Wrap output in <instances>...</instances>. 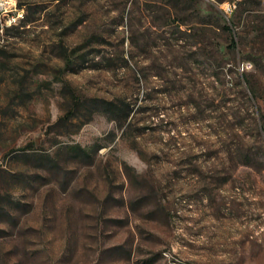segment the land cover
<instances>
[{"label":"rangeland","instance_id":"374dc122","mask_svg":"<svg viewBox=\"0 0 264 264\" xmlns=\"http://www.w3.org/2000/svg\"><path fill=\"white\" fill-rule=\"evenodd\" d=\"M6 6L0 264H264V0Z\"/></svg>","mask_w":264,"mask_h":264},{"label":"trees","instance_id":"16d2710c","mask_svg":"<svg viewBox=\"0 0 264 264\" xmlns=\"http://www.w3.org/2000/svg\"><path fill=\"white\" fill-rule=\"evenodd\" d=\"M230 22H231V26L226 24L225 27L229 31H232L233 30L234 23L232 21H230ZM237 45H238V43L235 40V38L234 37H231V43H230L229 46L232 49V51L235 50V48H236ZM104 108L106 109L107 112H109V113L117 116L120 119L121 118H124L125 119L129 115V109H128V105L127 104H124L123 106H121V105H117L113 101H105Z\"/></svg>","mask_w":264,"mask_h":264},{"label":"built area","instance_id":"2783aa9c","mask_svg":"<svg viewBox=\"0 0 264 264\" xmlns=\"http://www.w3.org/2000/svg\"><path fill=\"white\" fill-rule=\"evenodd\" d=\"M12 2V0H0V8L4 9L5 11H8L7 9V5H10ZM236 8V3L235 2H227L225 4H223L222 6V11L223 13H225L226 15L231 14ZM16 14H22V10L21 9H17L15 8V11H13L12 14H8V20L6 21L7 25H12L15 24V15ZM244 67V64H243Z\"/></svg>","mask_w":264,"mask_h":264},{"label":"bare ground","instance_id":"6f19581e","mask_svg":"<svg viewBox=\"0 0 264 264\" xmlns=\"http://www.w3.org/2000/svg\"><path fill=\"white\" fill-rule=\"evenodd\" d=\"M21 17V14H16L15 15V24L17 23L18 19Z\"/></svg>","mask_w":264,"mask_h":264}]
</instances>
